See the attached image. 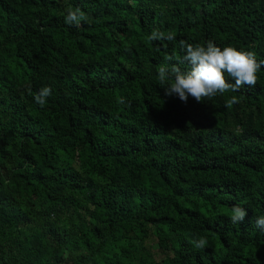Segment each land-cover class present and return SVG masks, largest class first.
Listing matches in <instances>:
<instances>
[{"label":"trees","instance_id":"trees-1","mask_svg":"<svg viewBox=\"0 0 264 264\" xmlns=\"http://www.w3.org/2000/svg\"><path fill=\"white\" fill-rule=\"evenodd\" d=\"M180 40L264 60V0H0V264H264V66L185 103Z\"/></svg>","mask_w":264,"mask_h":264},{"label":"clouds","instance_id":"clouds-1","mask_svg":"<svg viewBox=\"0 0 264 264\" xmlns=\"http://www.w3.org/2000/svg\"><path fill=\"white\" fill-rule=\"evenodd\" d=\"M64 19L67 24L79 26L80 22L86 19V14L79 8L75 10L69 8ZM174 38L172 33L166 35L157 30H153L147 37L149 41H171ZM179 45L184 55L175 63L161 64L158 67V79L165 96H177L185 103L189 97L201 103L205 98L211 99L217 93L238 92L245 85L249 88L255 87L257 73L264 66V60L257 62L255 53L238 50L233 46L221 48L212 41L206 42V45H193L185 40H180ZM166 60L173 61L174 57L167 56ZM182 63L190 66L188 70L181 71L179 65ZM228 78L235 82L230 83ZM50 95L51 89L44 87L34 96V100L43 106L46 103L45 98ZM120 102L123 103V100ZM237 103H239L237 97L232 96L226 106ZM246 215L243 207L234 205L231 208L230 221L233 224L243 223ZM254 224L264 231V216L255 218ZM192 243L195 248L204 249L208 241L205 237H199Z\"/></svg>","mask_w":264,"mask_h":264}]
</instances>
